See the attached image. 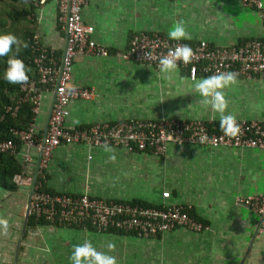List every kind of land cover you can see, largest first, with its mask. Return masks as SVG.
Segmentation results:
<instances>
[{
  "label": "crops",
  "instance_id": "obj_1",
  "mask_svg": "<svg viewBox=\"0 0 264 264\" xmlns=\"http://www.w3.org/2000/svg\"><path fill=\"white\" fill-rule=\"evenodd\" d=\"M30 15L35 40L59 53L64 34L56 22V1L43 0ZM80 17L92 26L90 37L106 47L107 54L73 58L68 85L90 87L94 95L69 101L66 126L128 118L218 122L219 115L199 103L201 98L193 88L206 76L198 73L189 79L178 66L166 80L158 67L122 59L118 53L130 34L142 31L168 36L177 21H183L191 35L181 41L190 45L204 40L228 47L261 34L258 15L237 0H88ZM224 92L227 112L237 119H264V78L237 76V83ZM51 99V92L39 87L33 115L39 132ZM109 148L59 144L36 179L51 192L188 206L189 214L204 228L197 232L174 228L141 238L111 230L96 232L47 223L26 226L24 222L20 233L26 189L0 188V216L9 221L7 234L0 235V264H71L73 246L86 239L101 251H106L107 243H114L115 251L109 254L117 257L118 264H264V236L255 232L257 216L234 201L259 190L264 180V148L167 144L160 156ZM112 155L115 160L109 159ZM164 191L165 198L161 196Z\"/></svg>",
  "mask_w": 264,
  "mask_h": 264
},
{
  "label": "built area",
  "instance_id": "obj_2",
  "mask_svg": "<svg viewBox=\"0 0 264 264\" xmlns=\"http://www.w3.org/2000/svg\"><path fill=\"white\" fill-rule=\"evenodd\" d=\"M56 22L64 34L63 47L59 55L49 48L33 57L37 72V84L31 80L19 85L23 95L13 106L4 110L14 115L21 101L30 99L31 111L37 110L39 87L52 94V104L48 111L43 132L35 129L32 119L23 129L10 131L18 138V144L11 139H0V152H11L18 156L21 167L14 173L12 181L17 187L31 185L27 215L34 220L58 226H80L87 224L94 231L112 230L128 233L135 237L148 238L174 228L200 231L204 225L193 218L188 206L174 203L144 205L127 200L103 199L85 192L67 194L48 192L41 189L36 175L46 167L49 155L59 144L79 143L87 147H118L127 151H147L160 156L167 144H196L204 147H246L264 148V119H237L240 133L234 138L224 136L218 122L199 119H137L99 121L82 126H66L64 119L68 113V103L72 99H88L93 91L90 87H71V62L77 55L107 54L106 47L90 37L92 26L84 23L80 9L88 0H55ZM254 10L261 25L259 37L248 38L232 46L209 45L204 40L193 44L173 41L168 36L156 32H134L128 37L126 47L118 53L125 60H131L158 67L159 59L169 49L187 44L194 52L192 62L183 67L189 79L200 73L211 76L219 72H235L241 78H264V4L262 0H237ZM43 0H37L41 4ZM150 54V55H146ZM17 149V150H16ZM32 152L35 153L32 156ZM35 173L34 179L32 178ZM165 198L167 193L161 192ZM235 203L244 205L256 214L255 232L264 236V180L254 194L235 197Z\"/></svg>",
  "mask_w": 264,
  "mask_h": 264
},
{
  "label": "clouds",
  "instance_id": "obj_3",
  "mask_svg": "<svg viewBox=\"0 0 264 264\" xmlns=\"http://www.w3.org/2000/svg\"><path fill=\"white\" fill-rule=\"evenodd\" d=\"M168 38L173 41L189 40L190 33L186 30L183 21L174 23L167 33ZM13 46L26 48V42H21L18 37L12 33L0 34V57L8 56ZM150 55V54H146ZM193 49L187 45H177L175 48L169 49L168 53L159 59V72L163 74V78L170 80L172 74L178 71V62L189 64L194 57ZM29 68L22 59L16 56L9 57L7 60V68L4 72V80L12 85H24L29 81ZM237 83V74L235 72H219L211 76L202 78L193 86L194 91L200 96L199 103L211 109L213 114H218L219 127L224 136L234 138L239 135L240 127L236 121L235 115L227 112L229 102L225 97L224 90ZM106 150L111 149L105 145ZM115 160V155L109 157ZM27 193V192H26ZM9 229V221L6 217L0 216V235L7 234ZM116 245L112 242L107 243L106 251L98 250L91 240L86 239L82 244L73 246V250L69 257L71 264H118L117 257L111 255L115 251Z\"/></svg>",
  "mask_w": 264,
  "mask_h": 264
},
{
  "label": "trees",
  "instance_id": "obj_4",
  "mask_svg": "<svg viewBox=\"0 0 264 264\" xmlns=\"http://www.w3.org/2000/svg\"><path fill=\"white\" fill-rule=\"evenodd\" d=\"M36 5H38L37 0H0V34L12 33L22 43L26 42L28 45L26 48L20 47L19 50H17V46H13L8 56L0 57V139L9 138L16 145L18 144V138L11 133L10 129L18 130L25 128L26 124L34 115L31 111L32 102L30 99L19 102L14 115L5 111L4 106H13L15 101L23 95V92L20 90L19 84H9L4 80L3 76L7 68V60L9 57L16 56L22 59L27 68L30 69L28 72L29 80L35 86L38 85L36 82L37 72L33 63V57L41 52L46 53V50L49 48L39 44L35 40V37L32 36L30 23H32L33 16L30 15V12ZM2 13L4 15H1ZM59 53H55V55L58 56ZM20 169L21 165L16 155L11 152H0V188L7 191L15 190L17 186L12 181V176L14 173L19 172ZM24 188L26 189V187ZM41 189L51 192L43 187ZM38 223H45V221L41 219L34 220L30 215L25 219L26 226H32ZM64 227L94 231L88 224L85 227L74 225Z\"/></svg>",
  "mask_w": 264,
  "mask_h": 264
},
{
  "label": "water",
  "instance_id": "obj_5",
  "mask_svg": "<svg viewBox=\"0 0 264 264\" xmlns=\"http://www.w3.org/2000/svg\"><path fill=\"white\" fill-rule=\"evenodd\" d=\"M51 104H52V99H51V102H50V104H49L48 111H49V109H50V107H51ZM48 111H47V114H46V116H45V120H44V125H43V130H42V132L44 131V128H45V122H46V118H47V115H48ZM34 176H35V173H34L33 176H32L33 179H34ZM30 189H31V185L29 186V189H28V192H27V195H26V199H25L24 213H23V220H22V225H21L20 233H21L22 230H23V225H24L25 219H26V217H27V209H28V201H29ZM19 237H20V234H19ZM18 243H19V238H18V240H17V242H16V244H15V250H14V253H15L16 250H17V245H18ZM14 258H15V254H14ZM13 263H14V261H13Z\"/></svg>",
  "mask_w": 264,
  "mask_h": 264
},
{
  "label": "rangeland",
  "instance_id": "obj_6",
  "mask_svg": "<svg viewBox=\"0 0 264 264\" xmlns=\"http://www.w3.org/2000/svg\"><path fill=\"white\" fill-rule=\"evenodd\" d=\"M1 15H4V13H2ZM11 194H13V193H11ZM15 194H16V193H14V195H15ZM21 195H22V194H21ZM21 195H20V196H21ZM23 196H24V194H23ZM21 198H23V197L21 196Z\"/></svg>",
  "mask_w": 264,
  "mask_h": 264
}]
</instances>
